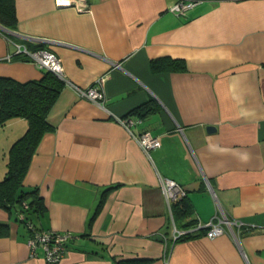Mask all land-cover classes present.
I'll list each match as a JSON object with an SVG mask.
<instances>
[{
  "label": "crops",
  "instance_id": "0c3cea01",
  "mask_svg": "<svg viewBox=\"0 0 264 264\" xmlns=\"http://www.w3.org/2000/svg\"><path fill=\"white\" fill-rule=\"evenodd\" d=\"M175 1L85 0L79 11L14 0L15 28L0 27V76L25 82L47 70L18 57L13 42L52 51L64 75L46 118L53 129L22 180L44 209L25 214L71 238L48 262L41 246L30 250L17 212L0 207V264H264V0H198L180 15ZM165 58L186 69H153ZM98 79L103 106L72 86ZM115 116L138 122L127 129ZM143 132L161 145L144 152ZM162 177L186 190L189 219L231 225L172 241L173 222L188 218L174 221Z\"/></svg>",
  "mask_w": 264,
  "mask_h": 264
},
{
  "label": "trees",
  "instance_id": "16d2710c",
  "mask_svg": "<svg viewBox=\"0 0 264 264\" xmlns=\"http://www.w3.org/2000/svg\"><path fill=\"white\" fill-rule=\"evenodd\" d=\"M0 25L9 29L15 28L16 12L14 0H0ZM17 55L21 59L29 60L26 55ZM151 66L153 69L158 70L186 69V65L183 62L169 58L152 61ZM63 84V80L49 70H46L39 79L25 82L17 81L11 77L0 76V126L10 119L19 117L25 118L28 123L24 133L15 139L8 148L6 170L2 179H0V207L16 211L17 219L23 222L29 231L40 229L28 218L25 211L29 209L42 211L44 206L37 188H23L22 180L42 135L53 129V126L49 124L46 118ZM184 198L185 196L171 202L173 218L177 223L188 218L187 222L181 225L182 227H190L196 223V220L189 219L191 211ZM103 201L104 195L98 204L97 211ZM19 213H23L25 217L23 220L19 218ZM202 233L203 230L188 233L180 236L175 242L190 239Z\"/></svg>",
  "mask_w": 264,
  "mask_h": 264
},
{
  "label": "built area",
  "instance_id": "2783aa9c",
  "mask_svg": "<svg viewBox=\"0 0 264 264\" xmlns=\"http://www.w3.org/2000/svg\"><path fill=\"white\" fill-rule=\"evenodd\" d=\"M60 5H73L77 10L83 11L86 9L84 4L85 0H57ZM198 0H176L170 9L175 14H184L188 9L193 7ZM16 54L26 55L29 60L33 61L40 67H43L53 72L58 78L64 79L63 71L59 59L50 50L45 48H39L30 50L26 46L13 42ZM10 58V57H8ZM101 79L96 80L95 84L87 88H79L72 84L80 97L89 99L96 104L103 106L104 94L98 86V82ZM115 119L121 123L125 128L129 129L130 126L138 122L129 116L116 117ZM134 136V135H133ZM139 145L144 152L149 153L150 150L155 149L161 145V141L158 137L151 135L149 132H143L136 137ZM161 188L166 197V200L171 205V202L180 199L186 195V190L182 185L178 184L175 180L162 177ZM26 207V205H24ZM19 218L23 220L25 217L23 213H19ZM231 221L226 217L218 218L216 221H209L206 223L196 222L190 227H177L173 222L171 228V240L175 242L180 236L188 233H195L199 230H203V235L209 238H213L225 232L226 226H230ZM31 235L27 240V245L31 251L36 250L38 246L44 249V259L48 262L56 263L63 256L67 241L71 238L68 232L60 233L51 230H31Z\"/></svg>",
  "mask_w": 264,
  "mask_h": 264
},
{
  "label": "rangeland",
  "instance_id": "374dc122",
  "mask_svg": "<svg viewBox=\"0 0 264 264\" xmlns=\"http://www.w3.org/2000/svg\"><path fill=\"white\" fill-rule=\"evenodd\" d=\"M24 122L25 123L20 122V124H15L13 127H11L10 125H8L9 124V121H8L6 124L0 126V164H2V157L4 155L2 150L4 149V151L6 152L5 155L7 157L8 148H9L10 143H12L19 136H21L24 133V131L26 130L28 123H27V121H24ZM8 130H10L11 134L14 136V140H12L13 138H10V140L12 142L6 141V144H4V146H3L2 141H5V137L8 134ZM12 130H13V132H12ZM3 174H4V171L2 173L0 172V178L2 177Z\"/></svg>",
  "mask_w": 264,
  "mask_h": 264
},
{
  "label": "water",
  "instance_id": "95a60500",
  "mask_svg": "<svg viewBox=\"0 0 264 264\" xmlns=\"http://www.w3.org/2000/svg\"><path fill=\"white\" fill-rule=\"evenodd\" d=\"M0 27H1V25H0ZM207 129H208V130H214L215 128H214V126H208Z\"/></svg>",
  "mask_w": 264,
  "mask_h": 264
}]
</instances>
